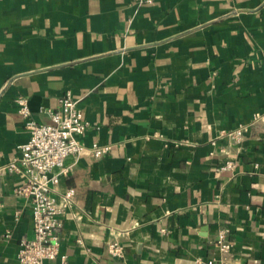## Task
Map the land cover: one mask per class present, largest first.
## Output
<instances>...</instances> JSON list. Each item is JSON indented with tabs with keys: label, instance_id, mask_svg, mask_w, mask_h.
<instances>
[{
	"label": "crops",
	"instance_id": "crops-1",
	"mask_svg": "<svg viewBox=\"0 0 264 264\" xmlns=\"http://www.w3.org/2000/svg\"><path fill=\"white\" fill-rule=\"evenodd\" d=\"M67 94L91 125L58 185L68 264H264V0H0V167L29 138L16 99L48 124ZM23 182L0 175V264L32 236Z\"/></svg>",
	"mask_w": 264,
	"mask_h": 264
},
{
	"label": "built area",
	"instance_id": "built-area-1",
	"mask_svg": "<svg viewBox=\"0 0 264 264\" xmlns=\"http://www.w3.org/2000/svg\"><path fill=\"white\" fill-rule=\"evenodd\" d=\"M138 7L152 5L155 0H132ZM18 112L24 117V126L29 133L26 142L19 146V156L8 165L0 167L2 174H20L23 184L16 189V193L30 200L32 206L33 230L31 238L21 241L18 253L19 264H45L48 261L60 259V264H68L65 257H61V239L59 231L62 228V217L67 211L75 209L76 191L68 189L64 193L58 192V185L62 176L67 175L65 163L68 159H77L86 150L80 141L91 127L85 120L79 107V101L71 94L60 99L59 107L47 110L51 122L41 124L31 118L29 101L20 96L16 99ZM237 143L243 141V131L234 133ZM108 145L93 144L90 152L96 159L102 158L110 151ZM237 164L226 161L218 168L219 172L233 171ZM256 169L264 173V165H256ZM228 229L219 233L217 246L222 255L231 250L227 237ZM110 255L115 259L124 258V248L117 242L108 245ZM206 264H227L225 260H209Z\"/></svg>",
	"mask_w": 264,
	"mask_h": 264
}]
</instances>
